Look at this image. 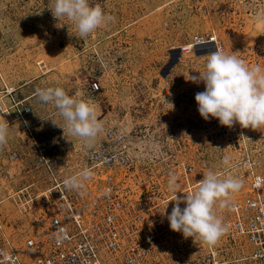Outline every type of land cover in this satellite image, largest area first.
Segmentation results:
<instances>
[{
  "label": "rangeland",
  "instance_id": "374dc122",
  "mask_svg": "<svg viewBox=\"0 0 264 264\" xmlns=\"http://www.w3.org/2000/svg\"><path fill=\"white\" fill-rule=\"evenodd\" d=\"M104 3L111 21L82 39L74 22L53 16L52 0H0V110L13 104L6 89L14 88L15 100L32 110L33 133L47 139L55 153L73 156L100 142L106 129L122 130L133 155L128 175L135 197L154 201L157 222L169 233L167 216L176 203L167 187L170 174L177 178V192L186 189L183 196L176 194L183 198L198 189L209 170L220 179L233 178L235 162L245 154L255 157L264 172V127L245 129L237 123L229 128L216 118L205 121L195 100L205 85L189 79L199 76L204 52L195 49L194 55L182 56L179 48L194 34L215 28L225 54L264 72V21L238 18L218 0L197 6L189 0ZM92 81L101 85L93 96L87 93ZM45 87H62L93 104L102 131L92 140L70 135L54 105L39 101L36 89ZM11 126L7 145L21 142L24 135L20 125ZM225 156L228 165L222 163ZM184 167L192 171L186 174ZM1 186L2 203L20 225L22 215L8 204ZM232 193L226 202L237 196ZM225 204L214 206L218 218L224 217Z\"/></svg>",
  "mask_w": 264,
  "mask_h": 264
},
{
  "label": "built area",
  "instance_id": "2783aa9c",
  "mask_svg": "<svg viewBox=\"0 0 264 264\" xmlns=\"http://www.w3.org/2000/svg\"><path fill=\"white\" fill-rule=\"evenodd\" d=\"M189 1L197 6L205 0ZM218 1L238 18L264 21V0ZM90 4L105 7L104 0ZM202 39L205 43L199 44ZM185 44L179 48L182 56L204 52L199 75L208 55L218 48L225 52L215 28L194 34ZM100 88L98 81L89 82L87 93L93 96ZM13 91L6 89L13 104L0 115L10 126L20 125L24 135L21 142L0 146V182L22 221L19 225L0 198V264H264V172L255 157L245 154L235 162L233 179L240 187L220 218L226 231L210 246L170 228L168 233L157 222L154 201L135 197L128 175L133 155L122 130L106 129L100 142L75 156L55 153L47 139L33 133L32 110L16 101ZM84 169L91 175L83 187L67 189L64 181ZM190 171L184 167L186 174Z\"/></svg>",
  "mask_w": 264,
  "mask_h": 264
},
{
  "label": "clouds",
  "instance_id": "9594fccd",
  "mask_svg": "<svg viewBox=\"0 0 264 264\" xmlns=\"http://www.w3.org/2000/svg\"><path fill=\"white\" fill-rule=\"evenodd\" d=\"M50 9L55 18L66 17L74 22L76 35L82 39L111 21L101 6L91 5L90 0H52ZM203 43L205 40H200L199 44ZM189 79L205 85V90L195 95L198 112L205 121L216 118L220 125L229 128L237 123L245 129L264 127V72L259 66L250 68L236 55L225 54L222 48H218L208 55L203 73ZM36 95L42 104L54 105L70 135L92 140L102 131L95 106L70 96L62 87L37 88ZM8 126L5 119L0 120V146L8 142ZM222 163L228 165L230 157L225 156ZM90 175V170L84 169L67 178L64 186L78 190ZM198 183L199 187L194 193L178 198L177 178L170 174L167 187L176 203L167 219L172 231L182 233L185 238H198L211 246L226 231L222 220L214 214V206L219 201L223 207L226 203L224 198L237 191L240 183L233 178L220 179L211 170ZM181 203L186 205L183 209Z\"/></svg>",
  "mask_w": 264,
  "mask_h": 264
},
{
  "label": "bare ground",
  "instance_id": "6f19581e",
  "mask_svg": "<svg viewBox=\"0 0 264 264\" xmlns=\"http://www.w3.org/2000/svg\"><path fill=\"white\" fill-rule=\"evenodd\" d=\"M260 25H263V23L259 20V22H258ZM166 27H168V26H166ZM187 46V45H186ZM7 110H4L3 112H6ZM2 117H4V115H1ZM11 127H14V126H11ZM250 206H252V207H256V204L254 203V202H250Z\"/></svg>",
  "mask_w": 264,
  "mask_h": 264
}]
</instances>
